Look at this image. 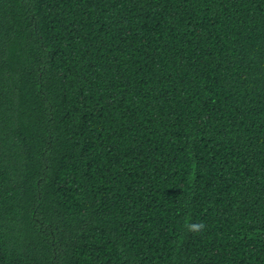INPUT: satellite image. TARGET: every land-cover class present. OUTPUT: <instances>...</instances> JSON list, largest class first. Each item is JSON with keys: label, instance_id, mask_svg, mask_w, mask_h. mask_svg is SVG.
I'll return each mask as SVG.
<instances>
[{"label": "trees", "instance_id": "obj_1", "mask_svg": "<svg viewBox=\"0 0 264 264\" xmlns=\"http://www.w3.org/2000/svg\"><path fill=\"white\" fill-rule=\"evenodd\" d=\"M0 264H264V0H0Z\"/></svg>", "mask_w": 264, "mask_h": 264}, {"label": "clouds", "instance_id": "obj_2", "mask_svg": "<svg viewBox=\"0 0 264 264\" xmlns=\"http://www.w3.org/2000/svg\"><path fill=\"white\" fill-rule=\"evenodd\" d=\"M185 227H186L187 231H189V232H199V231L203 230L204 225L202 223H200V224L186 223Z\"/></svg>", "mask_w": 264, "mask_h": 264}]
</instances>
